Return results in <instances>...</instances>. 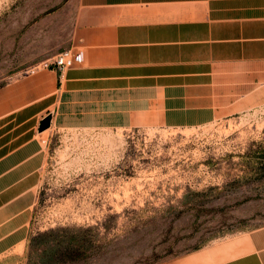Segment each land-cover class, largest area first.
<instances>
[{"label": "crops", "instance_id": "crops-1", "mask_svg": "<svg viewBox=\"0 0 264 264\" xmlns=\"http://www.w3.org/2000/svg\"><path fill=\"white\" fill-rule=\"evenodd\" d=\"M68 6L67 36L25 62L64 45L83 62L23 76L0 92V262L25 248L54 133L195 128L264 105V0ZM156 264H264V226Z\"/></svg>", "mask_w": 264, "mask_h": 264}, {"label": "rangeland", "instance_id": "rangeland-1", "mask_svg": "<svg viewBox=\"0 0 264 264\" xmlns=\"http://www.w3.org/2000/svg\"><path fill=\"white\" fill-rule=\"evenodd\" d=\"M69 1L0 0V92L67 36ZM41 174L25 248L0 264L164 262L264 226V105L195 128L54 133Z\"/></svg>", "mask_w": 264, "mask_h": 264}, {"label": "built area", "instance_id": "built-area-1", "mask_svg": "<svg viewBox=\"0 0 264 264\" xmlns=\"http://www.w3.org/2000/svg\"><path fill=\"white\" fill-rule=\"evenodd\" d=\"M83 62L82 52L78 49L68 48L58 52L53 57L41 62L30 64L24 69V76L41 70H56L62 72Z\"/></svg>", "mask_w": 264, "mask_h": 264}, {"label": "water", "instance_id": "water-1", "mask_svg": "<svg viewBox=\"0 0 264 264\" xmlns=\"http://www.w3.org/2000/svg\"><path fill=\"white\" fill-rule=\"evenodd\" d=\"M50 120H51V116L47 115L40 121L39 132L44 131L45 129H47L49 127Z\"/></svg>", "mask_w": 264, "mask_h": 264}]
</instances>
